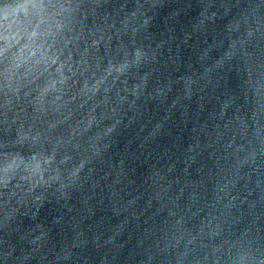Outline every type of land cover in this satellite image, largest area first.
Listing matches in <instances>:
<instances>
[{"label": "water", "instance_id": "1", "mask_svg": "<svg viewBox=\"0 0 264 264\" xmlns=\"http://www.w3.org/2000/svg\"><path fill=\"white\" fill-rule=\"evenodd\" d=\"M60 2L84 6L86 18L78 16L75 25L79 46L102 36L92 49L102 67L136 50L146 58L111 94L115 111L104 110L106 123H119L106 147L96 155L85 136L81 148L71 150L75 158L61 165L72 169L81 155L90 157L82 181L64 191L53 187L12 219L0 212V264H147L149 246L177 221L197 229L210 214L229 238L264 242V154L256 164H239L251 156L257 131L242 53L264 58L261 33L228 56L246 35L238 23L264 24V0ZM83 80L77 77L69 98ZM138 84L144 86L134 94ZM68 107L72 118L56 132L66 138L83 111L77 103ZM2 121L0 115V153L16 136ZM259 134L264 138V126Z\"/></svg>", "mask_w": 264, "mask_h": 264}, {"label": "clouds", "instance_id": "2", "mask_svg": "<svg viewBox=\"0 0 264 264\" xmlns=\"http://www.w3.org/2000/svg\"><path fill=\"white\" fill-rule=\"evenodd\" d=\"M83 8L60 0H0V115L16 132L0 153V212L5 220L14 218L19 207L45 199L53 187L64 191L82 181L90 157L81 155L72 169L61 165L75 158L71 150H79L85 136L83 143L99 155L100 146L119 123H106L110 117L104 110L115 111L110 107L111 94L128 71L139 68L146 58V53L136 50L122 61L110 58L107 67L93 61L92 49L100 47L103 37L94 34L81 50L75 25L78 16L86 18ZM242 25H246V35L233 42L229 57L239 54L235 51L238 43L256 42L258 31V39L264 40V24L259 20L256 24L245 20L237 27ZM242 56L248 64V92L256 98L253 115L257 131L253 133L256 139L249 141L251 156L239 161L241 166L256 164L264 154V138L259 134L264 126V58L253 59L246 49ZM77 77H84L83 84L69 98ZM146 81L147 75L144 84ZM143 86L136 85L134 94ZM73 103L83 110L81 118L67 138L57 135V129L72 118L68 106ZM25 147L30 154L20 150ZM254 170H259L258 164ZM216 221L218 217L210 214L197 229L184 227L182 219L177 221L162 241L149 246L147 264H264V242L231 239Z\"/></svg>", "mask_w": 264, "mask_h": 264}]
</instances>
